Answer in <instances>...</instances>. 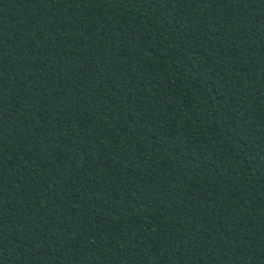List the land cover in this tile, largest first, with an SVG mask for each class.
<instances>
[{"label":"trees","instance_id":"16d2710c","mask_svg":"<svg viewBox=\"0 0 264 264\" xmlns=\"http://www.w3.org/2000/svg\"><path fill=\"white\" fill-rule=\"evenodd\" d=\"M0 264H264V0H0Z\"/></svg>","mask_w":264,"mask_h":264}]
</instances>
